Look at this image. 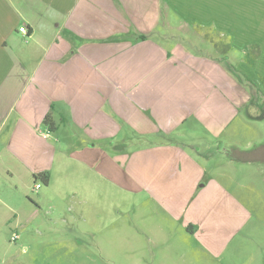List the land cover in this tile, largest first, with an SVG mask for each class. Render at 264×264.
Returning a JSON list of instances; mask_svg holds the SVG:
<instances>
[{"label":"crops","instance_id":"crops-1","mask_svg":"<svg viewBox=\"0 0 264 264\" xmlns=\"http://www.w3.org/2000/svg\"><path fill=\"white\" fill-rule=\"evenodd\" d=\"M163 1L213 52L264 77V0ZM160 3L0 0V205L19 192L8 179L18 173H48L47 187L58 174L69 195L87 200L101 188L109 194L118 168L119 187L154 204L168 224L203 229L221 186L174 137L220 135L250 95L222 57H197L170 45L169 29L153 28ZM252 44L260 48L254 67L244 60Z\"/></svg>","mask_w":264,"mask_h":264},{"label":"rangeland","instance_id":"rangeland-1","mask_svg":"<svg viewBox=\"0 0 264 264\" xmlns=\"http://www.w3.org/2000/svg\"><path fill=\"white\" fill-rule=\"evenodd\" d=\"M161 3L153 28L169 29L174 35L170 45L176 41L197 57H222L199 29L178 21L182 17L174 19V12ZM229 60L219 62L231 74L236 62ZM250 109L238 108L220 135L182 132L174 137L221 186L210 193L208 222L198 233L174 221L168 224L154 204L119 187L124 182L118 168L109 194L101 188L87 200L69 195L70 185L58 174L47 187L18 173L8 179L19 192L11 191L0 205V264H264V115L252 119L249 114L260 111ZM188 126L191 122L179 130ZM69 184L75 188L80 181Z\"/></svg>","mask_w":264,"mask_h":264},{"label":"trees","instance_id":"trees-1","mask_svg":"<svg viewBox=\"0 0 264 264\" xmlns=\"http://www.w3.org/2000/svg\"><path fill=\"white\" fill-rule=\"evenodd\" d=\"M260 54V48L257 44H252L251 46L246 47V51L244 52V60L251 67H254L255 62ZM232 76L242 85L248 88V92L250 95L249 100L244 104V108L256 107L258 111L257 114L250 113L249 117L252 119H259L264 115V91L261 89L260 83L264 85V77L259 73H256L257 79L251 78L246 75L244 72H241L235 65H231L229 70ZM251 88V89H250ZM260 113H263L261 116ZM43 123L47 125L50 129L55 127L53 121L51 120V116L46 114ZM33 179L36 181L40 180L44 185L48 184V173H38L33 175Z\"/></svg>","mask_w":264,"mask_h":264},{"label":"built area","instance_id":"built-area-1","mask_svg":"<svg viewBox=\"0 0 264 264\" xmlns=\"http://www.w3.org/2000/svg\"><path fill=\"white\" fill-rule=\"evenodd\" d=\"M19 31L22 32L24 35L27 34V30H26V27L25 26H20L19 27ZM39 187H40V184L37 183L36 186H35V188L38 189Z\"/></svg>","mask_w":264,"mask_h":264}]
</instances>
